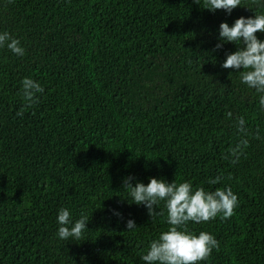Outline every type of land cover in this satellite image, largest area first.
I'll return each mask as SVG.
<instances>
[{
    "label": "trees",
    "instance_id": "1",
    "mask_svg": "<svg viewBox=\"0 0 264 264\" xmlns=\"http://www.w3.org/2000/svg\"><path fill=\"white\" fill-rule=\"evenodd\" d=\"M255 13L264 0L231 15L195 0H0V30L25 49L0 48V264H143L169 225L166 210L152 221L122 200L129 175L231 187V218L186 227L219 242L202 264H264V113L221 67L236 46L216 50L222 22ZM26 77L45 89L34 106L19 94ZM241 116L250 134L233 164ZM61 208L89 216L81 239L57 238Z\"/></svg>",
    "mask_w": 264,
    "mask_h": 264
},
{
    "label": "clouds",
    "instance_id": "2",
    "mask_svg": "<svg viewBox=\"0 0 264 264\" xmlns=\"http://www.w3.org/2000/svg\"><path fill=\"white\" fill-rule=\"evenodd\" d=\"M203 9L215 13L224 10L228 15L238 7L242 0H195ZM264 34V13H255L254 16L237 18L231 25L222 22L218 30L216 50L225 44H234L236 50L225 54L221 65L224 69H233L239 74V80L247 90L256 93L257 107L264 113V39L257 35ZM0 48H6L15 56L22 57L25 49L20 39L7 30H0ZM45 89L42 85L26 77L21 81L20 95L25 101V107L34 106L38 97ZM24 109L17 112L22 116ZM227 117L232 119L233 113ZM238 142L225 155L226 160L235 164L244 154L248 143L250 130L246 119L241 116L234 120ZM259 138V137H257ZM222 180L221 176L209 178L210 185H216ZM122 198L129 206H142L147 210L152 221L163 216L166 210L167 230L162 231L153 239L146 253L141 255L143 264H202L213 252L219 249L216 237L208 231L199 233L189 231L186 225L207 223L217 217L229 219L238 207V196L231 187L216 188L214 191L204 187H195L191 181L169 182L165 178H149L145 184L129 175L122 180ZM163 204V209L160 205ZM112 214L123 220V213L118 209H111ZM58 229L56 236L60 240L70 241L82 238L88 230L89 216L81 211L79 219H73L68 208H61L56 218ZM128 232L137 229L135 219L125 221Z\"/></svg>",
    "mask_w": 264,
    "mask_h": 264
}]
</instances>
